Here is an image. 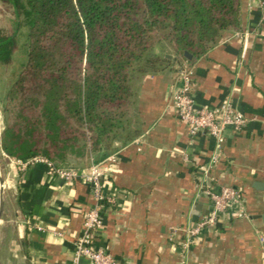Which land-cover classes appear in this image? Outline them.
Here are the masks:
<instances>
[{
	"label": "crops",
	"instance_id": "obj_1",
	"mask_svg": "<svg viewBox=\"0 0 264 264\" xmlns=\"http://www.w3.org/2000/svg\"><path fill=\"white\" fill-rule=\"evenodd\" d=\"M239 14L237 28L179 62L191 66L195 104L214 106L227 94L246 117L239 130L224 129L207 175L199 166L208 164L214 138L190 134L170 104L179 63L138 78V132L130 140L76 163L115 156L102 180L112 199L101 207L94 243L124 264H264V0H240ZM6 176L0 264H71L73 239L93 201L89 184L49 175L39 162H14ZM201 180L237 187L241 201L187 239L185 228L209 206L198 192Z\"/></svg>",
	"mask_w": 264,
	"mask_h": 264
},
{
	"label": "trees",
	"instance_id": "obj_2",
	"mask_svg": "<svg viewBox=\"0 0 264 264\" xmlns=\"http://www.w3.org/2000/svg\"><path fill=\"white\" fill-rule=\"evenodd\" d=\"M4 1L13 16L11 31L0 34V64L22 37L20 68L5 96L16 85L29 96L17 103V123L4 126L1 149L75 167L138 132L141 75L172 67L187 58L183 51L198 56L240 21V0Z\"/></svg>",
	"mask_w": 264,
	"mask_h": 264
},
{
	"label": "built area",
	"instance_id": "obj_3",
	"mask_svg": "<svg viewBox=\"0 0 264 264\" xmlns=\"http://www.w3.org/2000/svg\"><path fill=\"white\" fill-rule=\"evenodd\" d=\"M169 91L170 104L174 108L176 117L187 124L189 133L205 132L214 138L215 146L208 164L199 166L201 171L207 175L209 168L214 165L221 154L224 129L239 130L244 125L246 117L232 103L227 94L214 106L195 104L192 94V69L185 61L175 68L174 79ZM114 160L115 156L109 155L98 161H90L87 165L78 168L56 163L43 154H33L23 159H16V162L22 166L36 162L42 163L47 174L57 176L64 181L79 177L89 184L93 201L85 211L80 232L73 239L71 264H82L81 257L87 258L89 264H124L94 243L95 235L101 224V207L112 199L103 192L102 180L109 170L110 162ZM198 192L206 195L209 206L204 215L185 228L187 239L197 234L204 226L214 224L223 216L228 206L238 205L241 201L239 189L227 183L215 185L208 180H201ZM236 213L244 214L241 209L236 210Z\"/></svg>",
	"mask_w": 264,
	"mask_h": 264
},
{
	"label": "rangeland",
	"instance_id": "obj_4",
	"mask_svg": "<svg viewBox=\"0 0 264 264\" xmlns=\"http://www.w3.org/2000/svg\"><path fill=\"white\" fill-rule=\"evenodd\" d=\"M12 10L11 6L8 2L4 0H0V34H6L11 31V20H12ZM21 35L19 36V41L17 47L13 51L12 58L10 62L5 64H0V140L2 136V131L5 125H13L17 123L18 115L17 113V103L22 100V98H28L29 92L28 90H22L18 87V85H14L15 89L9 94V96H5L6 86L12 84L17 71L19 70L22 51H21ZM164 50L166 52H173V49L169 47L168 44L165 43ZM13 86V87H14ZM30 88L32 87L29 85ZM18 87V88H17ZM25 87V86H24ZM31 94V93H30ZM32 96V94H31ZM2 100V101H1ZM1 144V141H0ZM16 157L7 155L0 146V176L2 178L3 186H2V200L4 199V194L7 189V183L5 179L7 178V173L11 169L12 165L16 162ZM85 159V157L81 158V160ZM80 160V161H81ZM19 164V163H18Z\"/></svg>",
	"mask_w": 264,
	"mask_h": 264
},
{
	"label": "water",
	"instance_id": "obj_5",
	"mask_svg": "<svg viewBox=\"0 0 264 264\" xmlns=\"http://www.w3.org/2000/svg\"><path fill=\"white\" fill-rule=\"evenodd\" d=\"M184 56L189 57L190 54L187 51H183ZM2 186H3V180L0 176V219H1V214H2V204H3V200H2Z\"/></svg>",
	"mask_w": 264,
	"mask_h": 264
}]
</instances>
